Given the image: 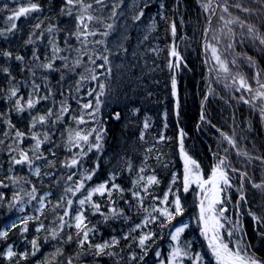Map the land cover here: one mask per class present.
Segmentation results:
<instances>
[{
	"label": "trees",
	"instance_id": "trees-1",
	"mask_svg": "<svg viewBox=\"0 0 264 264\" xmlns=\"http://www.w3.org/2000/svg\"><path fill=\"white\" fill-rule=\"evenodd\" d=\"M93 2L91 14L98 18V21L90 22L93 31H97L96 36L87 38V47L80 53L75 49L83 46L70 33L76 31L75 15H62L60 12L63 0H0V31L5 32V37L0 36V50H7L12 53V58L8 59L0 56V67H8L11 77L0 72V181L7 185H0V193L4 200L0 201V230H5L12 222H19L28 216L39 217L33 219L28 224V232L21 235L20 228H13L8 231L6 239H0V253L4 252L9 245L13 246V251L20 253L26 250L31 253L32 248L29 243L33 238H38L40 250L35 256L29 255L26 260H20L19 264H43L46 259H51L57 247L63 249V255L57 257L60 264H66L69 257H73V264H167L169 253L174 246H185L190 242L191 253L199 252L203 258V264H216L211 254L208 243L201 235L199 224V213L197 208L198 195L195 189L184 191V160L181 157V142L188 157L199 165V171L204 179L209 174L214 162H219L222 158H227L225 170L228 172L231 187L222 192L223 203L219 208L225 207L224 216L232 225L240 228L232 237L226 235L223 238L230 247L236 246V241L250 245V251L257 257L264 259V192L253 188L246 179L244 181V196L246 202L239 201L240 193L237 191L241 184L239 172H247L248 176L260 183L264 179V164L258 159L238 156L237 149L232 148L221 136V132L232 137L240 149L245 150L253 158L264 157V122L261 121L258 106H262V100L254 97L253 87L258 88V84L253 79L258 70H264V55L256 51L252 41L247 37L246 29H241L238 24L229 25L233 30L231 37L227 36L228 27L219 19V9L217 14L212 16L209 23L210 13H205L198 3V0H162L164 8H160L161 0H124V4L118 9V15L111 18L112 4L114 0H104V5L99 6ZM222 2V0H221ZM234 2V0H230ZM30 3L40 6V11H34L27 16H21L15 21L17 28L13 32H7L11 27L8 17L14 10L20 7H27ZM145 3L148 4L144 8ZM244 7L251 8L253 12H259L261 6L252 3L251 0H241ZM213 7L215 5L213 4ZM144 9V16L140 21H133V16L139 14L140 9ZM230 11L234 16L238 15L246 22L256 24L261 31H264V23L258 15H249L240 12L235 8ZM167 17V20L160 18V13ZM225 18H230L224 14ZM175 22L176 35L170 33L169 24ZM37 23L41 24L39 29L35 28ZM113 24L110 35L104 37L102 33L107 24ZM55 26L51 34L47 29ZM208 27V32L205 29ZM221 27L222 35L217 49L225 58L228 68L235 71V74L220 73L218 68L207 51L205 42L210 41L215 35V29ZM147 36V39H145ZM31 37L32 43H25ZM83 39V38H82ZM103 40V44H96L95 41ZM67 41V44H66ZM242 41H244L242 43ZM52 42L63 49L60 56H68L69 63L77 55L82 58L81 67L75 71L62 69L64 61L56 60L55 67L61 71H45L38 67L46 62V57L51 58ZM232 43L233 49H228L227 45ZM68 44L72 46L69 51ZM177 46V51L182 57V64L178 70H173L177 79V96L173 97L171 92V78L173 71L167 67L169 56L168 51L171 45ZM122 45L123 47H119ZM33 51L39 56V60L33 57ZM107 55L110 64L105 69L96 68L99 82L110 85V90L101 97L102 103L100 111L96 114L95 120L85 115V123L77 124L73 117H79L83 110L82 104L90 100L95 104V95L89 96L92 89L99 91L98 82L86 80L83 82L80 91H76L77 80L80 73H85L86 68H93L89 64L88 55ZM236 53H247L255 57L257 67L252 68L242 59H237L233 64L232 60ZM16 55H21L25 59L21 63L15 60ZM102 59H97L96 64H103ZM33 71L30 72L28 69ZM111 68V75L106 69ZM23 69V70H22ZM33 72L35 75H33ZM61 72L64 79L61 80ZM242 74L249 82L252 92L239 88L238 80L234 81L233 76ZM87 74V73H85ZM264 82V74L260 77ZM38 85V91H34L33 85ZM12 87L19 89L17 97L8 99V90ZM52 95L48 99H41L40 102L30 110L17 113L14 108L17 98L27 101L29 95L39 98L48 94ZM247 99L251 103H244L241 99ZM79 101V102H78ZM61 102L66 103L70 111L65 113L63 118L53 124V116L44 125L37 124L30 130L31 117L34 115L46 114L48 109L59 112ZM133 109H138L133 114ZM119 112V121L113 119L114 113ZM201 114L205 119L201 120ZM6 120H10L15 126L9 129ZM147 121L149 127L144 129ZM92 129H103V148L97 151L93 148L87 151L88 146L80 142L81 147H72L68 143L70 133L74 136L76 131L87 133ZM219 129V131H218ZM15 130L24 132L25 138L19 144V148L30 150L34 141L31 133L39 134L43 140V134L49 135V140L41 144L40 151L48 160L55 161V167L49 168L44 160L34 161L35 165L41 167V175L38 177L25 165H11L9 145L16 148V141L13 139ZM141 131L144 132V139H140ZM5 132L9 135L4 136ZM183 133V135H181ZM163 135L165 139L159 138ZM91 143H95V136H90ZM71 149L70 151L68 149ZM225 149L228 151L225 152ZM77 158L80 164L77 167L67 168L62 165L70 162L74 154L81 153ZM55 152L53 156L52 153ZM12 153L11 155H16ZM31 155V152H29ZM147 158V159H146ZM132 165V171L127 170V163ZM95 175L88 181L85 188L95 187L109 179V174L115 169L118 173L115 183L119 184L125 192L123 197L119 193H113L115 204L109 202L106 196L96 195L94 201L101 205V212L109 214V209L115 207L122 210L123 217L111 218L108 221L89 206H85L86 223L89 227L95 226V231L90 233L89 242L92 244L102 243L110 240L112 236L120 238V244L110 251L116 252V257L101 256L95 257L85 246L84 250L78 248L76 229L65 226L59 234L57 240L50 238V230L58 227V216L63 214V208H54L57 201L64 195V188L67 186V176L77 173L73 177L74 181L80 179V174L85 170L96 168ZM145 167L144 173H139L141 167ZM11 168V171H10ZM238 169L237 172L231 171ZM51 173V175H45ZM138 175H143L146 179L148 175H155L160 181L157 185L149 188L148 194L144 195L143 207L151 212L153 207H168L174 212V205L171 203L180 198L183 213L176 216L167 227H161V223L168 222L164 217L147 225V227L132 233L129 240L122 237L148 215L137 207V201L133 199L130 189L132 181ZM173 176L176 177L173 182ZM7 177H22L18 183H13ZM71 183V182H68ZM35 186L37 195H45V209L43 214L36 211L39 206L38 200H30L27 195L31 188ZM169 201L161 204L164 193L169 191ZM14 194H18L19 199L16 206L9 210V202L13 200ZM86 195V191L77 193L76 197H69L74 200V204L69 209L70 217H65L74 224L76 210L80 208L78 200ZM125 200L130 202L125 203ZM65 207L67 205L65 204ZM23 209V210H21ZM262 218L261 222L253 220L249 212ZM43 223L44 229L39 233L36 228ZM188 224L181 235L179 244L173 242L170 232L174 231L173 226ZM225 224H227L225 222ZM229 224V223H228ZM230 225V224H229ZM231 226V229H234ZM151 231L153 240L149 241L150 247L143 260L139 257L143 252L138 247V237L141 232ZM71 234L73 240L68 243L67 236ZM46 237L49 239L45 240ZM227 237V238H226ZM82 254L79 259H75L78 253ZM160 256H156V252ZM135 253L136 259L129 260L130 254ZM122 258V259H121ZM18 257L11 261L0 257V264H16ZM183 264H192V261L185 259Z\"/></svg>",
	"mask_w": 264,
	"mask_h": 264
},
{
	"label": "snow or ice",
	"instance_id": "snow-or-ice-1",
	"mask_svg": "<svg viewBox=\"0 0 264 264\" xmlns=\"http://www.w3.org/2000/svg\"><path fill=\"white\" fill-rule=\"evenodd\" d=\"M215 2L216 6L213 7V3ZM252 3L258 4L261 6V10L257 12H253L251 8L244 7L241 3V0H234V2H230V0H207V2H204V0H198V3H200L201 8L205 13H210L208 19L209 23H211L212 16H215L217 14V10L219 9V12L221 13L219 15V19L224 22V26L228 27L229 25L238 24L240 28L246 29L247 37L252 41L253 45L256 48V51L259 52L261 55H264V31H261V29L254 23L246 22L245 19H242L238 15L234 16L232 12L230 11L231 8H235L240 12L248 13L249 15H258L261 22L264 23V0H251ZM95 5L103 6L104 0H94ZM124 4V0H114L112 4V11H111V18H115L118 15V9L122 7ZM148 4L145 3L144 8H147ZM160 8H164V4L161 0ZM91 9H93V2H87V0H63V6L60 9V12L62 15H68L73 16L75 15V23H76V31L73 33H70L69 36H74L83 46L80 49H75L77 53H80L84 50V48L87 47V38L89 36H96L98 33L97 31H93L90 27V22L98 21V18L91 14ZM34 11H40V6L36 3H30L27 7H20L17 10H14L12 12V15L8 17V20L11 22V27L7 29V32H13L17 25L15 21L19 19L21 16H27L30 13ZM144 9H140L139 14L133 16V21H140L141 18L144 16ZM224 14H228L230 18L226 19ZM160 18L162 20H167V17L163 14V12L160 13ZM41 27L40 23H37L35 25L36 29H39ZM114 27L113 24L109 23L106 25L105 31L102 33H99L100 35L104 37H108L110 35V30H112ZM170 33L173 37L176 35V24L175 22H172L169 24ZM55 29V26H50L47 31L49 34H51ZM209 29H205V32L207 33ZM227 36L231 37L233 34V30L231 27H228V31L226 33ZM0 36H5L4 31H0ZM83 38V39H82ZM145 39H147V36H145ZM31 37L25 42L27 44L32 43ZM244 41H242L243 43ZM96 44H103V40L95 41ZM67 44V41H66ZM119 47H123L122 45H119ZM228 49L234 50V45L232 43H229L227 45ZM69 51L72 50V46L68 44ZM63 49H61L59 46L55 44V42H52V52L53 56L51 58L46 57V62L41 63L38 65V67L42 68L45 71H61L60 68L55 67V61L56 60H62L64 61L62 65V69L68 70V71H75L77 68L81 67L82 65V58L80 55H77V57L69 63V57L68 56H60L59 53L62 52ZM211 52L213 55V58L215 61L219 64L220 69L223 70L225 73L229 72V68L227 66V63L225 60L221 59V56L218 54V49L215 46L211 47ZM85 55H88V62L91 65H94L93 68H86L85 73H80V78L77 80V87L76 91L79 92L80 88L84 81L86 80H92L98 82V88L99 91L97 92L95 89H92L88 92L89 96L95 95V104L93 105L92 101L90 100L88 103L82 104L83 110H91L82 112V114L79 117H73V119L76 121L77 124H84L86 121L84 119V116L87 115L91 117L93 120H95L96 114L100 111V106L102 103L101 97L106 95V92L110 90V85L104 82H99L98 80V74H96V68L105 69V66L110 64L109 57L107 55L102 56H96L93 58V55H89L87 52L84 53ZM0 56H3L5 58L11 59L12 53L7 50H0ZM169 61L167 64V67L170 71L178 70L181 67L182 64V57L180 53L177 51V46L175 44L171 45L168 51ZM33 57L36 60H39V56L36 54L35 51H33ZM242 59L247 63L249 67L256 68L257 67V61L255 57L249 56L247 53H236L234 56L232 63L236 64L237 59ZM24 57L21 55H16L15 60L19 62L24 61ZM102 59L104 61L103 64L97 65L96 60ZM23 70V69H22ZM28 71L32 72L33 70L31 68L28 69ZM107 74L111 75V68L106 69ZM0 72L6 74L7 76L11 77L10 69L8 67H0ZM264 74V70H258L253 79L256 81V83L259 85L260 89H264V82L261 81L260 77ZM33 75L35 73L33 72ZM11 79L14 80V77H11ZM64 79L63 72H61V80ZM232 79L236 81L238 79L239 88H237V91H240L241 89H244L245 91L252 92V88L248 82V80L240 73H237L236 76H233ZM34 91H38L39 86L33 85ZM19 89L17 87H12L8 90V99L11 100L13 97H17ZM171 92L172 96H177V79L176 75L173 71V75L171 78ZM52 95L51 90H49L48 94L39 98H33V95L30 94L29 98L26 102H24L22 99L17 98L15 100L14 108L17 113H23L26 110L33 109L41 99L46 100L49 98V96ZM257 98L264 99V91H258L256 94ZM241 99L244 101V103H251V101L244 99V97H241ZM79 102V101H78ZM70 111L69 106L61 102V107L59 112H54L53 109H48L46 114L43 115H34L31 117V123H30V130L34 129L37 124L44 125L47 123L53 116H55V120H52V123L55 124L59 122L65 113H68ZM138 109H133V114L137 112ZM258 112L260 115V119L262 122H264V105L258 106ZM3 117V114H0V118ZM121 118V114L119 112L114 113L113 119L119 121ZM205 117L203 114H201V120H204ZM7 124V127L11 130L14 129L15 126L11 123L10 120L5 121ZM149 127V124L147 121L144 123V129H147ZM219 131V129H218ZM9 132H5L4 136H8ZM25 133L19 130H15V135L13 139L16 141V148H13L11 145H9V154H10V163L11 165H22L27 166L30 171L36 176L41 175V167L35 165L34 161L36 160H44L45 165L49 168L55 167V161L54 160H48L47 157L43 155V153L40 151L41 144L45 141L49 140V135L47 133L43 134V140L40 139V136L36 132L31 133V139L34 141L33 148L30 150H24L22 148H19V144L22 143L23 139L25 138ZM95 136V143H91L89 140L90 136ZM183 135V133H181ZM221 136L224 138V140L227 141V143L232 147L237 149V155L247 158L249 162H251L252 159H258L261 161V164H264V157L257 156L253 158L249 155V153L245 150H242L238 147L237 142L232 138L226 135L225 133L221 132ZM104 139V132L103 129H92L91 131L87 133H82L81 131H76L74 136L70 133L68 143L72 145V147H81L80 142H83L85 145L88 146L87 151H91L93 148H95L97 151H100L103 148L102 141ZM140 139H144V132L141 131L140 133ZM161 141L165 139L163 135L159 138ZM4 141L0 140V144H3ZM71 150L70 148L68 149ZM228 150L225 149V152ZM31 152V155L29 154ZM12 153H17L16 155H11ZM86 155L87 153L82 150L81 153L74 154L71 158L70 162H65L62 166L67 168L77 167L80 164V160L77 158L80 155ZM52 155H55V152L52 153ZM181 157L184 160V191L187 192L189 190V186L191 184H196L203 193V197L200 201V212H199V224H200V231L201 235L204 236L205 240L208 241V247L211 250V254L213 258L215 259L216 264H264V259H261L257 257L254 253L250 251V245L242 244L239 240L236 241V246L230 247V244L225 242V239L221 236V230L225 228L224 223L221 221L223 219H226L224 216V213L226 211L225 208L221 207L217 209L218 204H222L223 201L221 199V193L225 192L227 188H230L232 185L230 183V178L228 175V172L225 170L226 167V161L227 158L220 159L219 163L213 166L211 175L207 179H203L199 175V165L196 164L194 160H192L190 157L187 156V154L184 151L183 143L181 142ZM147 159V158H146ZM145 167H141L139 169V173H144ZM99 168V164L96 165V168L85 170L84 173L80 174V179L78 181H74L73 177L77 175V173H71L67 176L66 181V187L64 188V195L60 197V199L57 201L56 205H54V208H63V214L58 216V227L59 231L56 228H53L50 230V238L52 240H57L59 238L60 232H62L63 228L65 226L67 227H74L76 229L75 236L77 237V245L78 248L81 250L85 249V246H87V249L91 251V254L95 257H101V256H109V257H116L118 254L114 251H110V249H114L119 246L120 244V238L116 236H112L110 240H106L102 243L92 244L89 242L90 236L89 234L94 232L95 226L89 227V225L85 222L86 216L84 208L85 206L91 207V209L94 210V213H98L104 217L105 221H108L111 218H120L123 217L125 220L128 219V217L124 216V213L122 210H119L115 207H112L109 209V214H104L101 212V205L94 201L93 197L96 195L100 196H106L110 203L115 204V200L113 198V193H119L121 197H123V194L125 192V189H123L119 184L115 183L114 181L117 178L118 173L114 169L109 174V179L105 182H102L95 187L91 188H85V185L88 181H91L93 178V175H95L96 170ZM127 170L129 172L132 171V165L130 162L127 163ZM11 171V168H10ZM231 171L237 172L238 169L232 168ZM45 175H51V173H45ZM241 184L239 189L237 191L240 193L239 201L240 202H246L245 196H244V181L247 179L249 183L252 184L253 188H256L262 192H264V179L261 180L260 183L254 182L251 177L248 176L247 172H239ZM8 179L12 180V182L18 183L22 177H7ZM176 177L173 176V182H175ZM71 182V183H68ZM159 180L155 175H148L145 179L143 175H138L136 179L132 181V189L131 195L134 200L137 201V207L139 209H142L144 212L148 213V215L141 221V223L136 224L134 227H132L129 232L125 233L122 239L129 240L132 233L137 232L138 230H141L145 227H147L148 224L155 222L158 219L157 215H153L152 213H158L160 217H164L165 220L168 222L167 224L161 223V227H167L171 225V222L175 219L176 216H180L183 213V207L181 205V201L179 197H176L174 201L171 203L174 205V212L170 211L168 207H153L151 212L148 211L147 208L143 207V200L144 195L142 194H148L149 188L152 185L159 184ZM0 185L7 187V185L3 184V181H0ZM206 186H208L206 188ZM37 189L35 186L31 188V191L27 193L30 200H38L39 206L37 207L36 211L40 214H43V211L45 209V201L46 197L48 195H51V193H47L45 195L38 196L37 195ZM82 191H86V195L83 196V198H80L78 200V203L80 205V208L76 210V214L74 217H71L72 220H74V224L71 223L69 220H66L65 217H70V211L69 209L74 204V200L72 198H68L69 194L70 197H76L77 193H81ZM171 192V186L169 187V191L164 193L163 199L160 201L161 204H166L169 201V193ZM19 199L18 194H14L13 200L9 202V210L14 208L16 206V201ZM4 200V196L2 193H0V201ZM126 204L130 205V202L125 200ZM65 204L67 207H65ZM131 206V205H130ZM23 210V209H21ZM249 215L252 216L253 220L257 222H261L262 218L257 217L254 213L251 211L249 212ZM33 219H39V217H32L28 216L23 219H20L19 222H12L10 225L7 226L5 230H0V239H6L8 236V231L13 228H20L21 235L23 236L24 233L28 232V224ZM174 231L170 232V237L173 242H176L177 245L179 244V241L181 239L182 233H184L185 229L188 227V224H181L180 226H173ZM44 229L43 223H40L39 226L36 228V231L39 233ZM240 228L236 227L234 229L227 230L228 237H232L235 232H239ZM153 233L151 231L149 232H141V234L138 237V247L143 252V255L139 257L140 260L144 259V256L147 255V250L150 247L149 241L153 240ZM261 238L264 239V233H261ZM49 237H46L45 240H47ZM73 240V236L69 234L67 236L66 241H63L64 243L71 242ZM32 252L29 253L27 250L25 252L17 253L13 251V246L9 245L7 249L0 253V257H3L4 259L11 261L14 257H18L16 264H19L20 260H26L29 255L35 256L36 252L40 250L39 244H38V238H33L30 242ZM191 247L190 242L186 244L185 246H174L172 247L168 259L167 264H183L185 259H189L192 261V264H203V258L201 257V254L199 252L197 253H191L189 251ZM82 254L78 253L75 259H79V256ZM63 255V249L61 247H57L54 251V253L51 254V259H46L43 264H60L59 261H57V257H60ZM156 256H160V252H156ZM137 257L135 253L130 254L129 260H135ZM122 259V258H121ZM73 257H69L67 259L66 264H73ZM117 264H120V260H117ZM161 264H164L163 261H161Z\"/></svg>",
	"mask_w": 264,
	"mask_h": 264
},
{
	"label": "rangeland",
	"instance_id": "rangeland-1",
	"mask_svg": "<svg viewBox=\"0 0 264 264\" xmlns=\"http://www.w3.org/2000/svg\"><path fill=\"white\" fill-rule=\"evenodd\" d=\"M204 2H207V0H204ZM213 4L216 6L215 2H214ZM207 29H208V27H207ZM215 33H216V34L213 35V37L210 38V39H211L210 41L205 42V43H206L205 46H207V51H208L209 55L211 56V58L213 59V61L215 62L216 66H217V68H218V71H219L220 73H225L223 70L220 69L219 64L215 61V59L213 58L212 52H211V47H212V46H215V47L217 48V47L219 46V44L222 45V43L220 42V40H221V35H222L221 27H218L217 29H215ZM222 46H223V45H222ZM218 54L221 56V59H222V60H225V58L222 56V54L220 53L219 50H218ZM225 61H226V60H225ZM228 73H229V75H232L233 73L235 74V71H232V70L229 68V72H228ZM237 80H238V79H237ZM258 91H264V89H260L259 86H258L257 89H256V87H253V92H254V97H255V98H257V97H256V94H257ZM259 99L262 100V103H263V105H264V99H262V98H259ZM198 172H199V175L202 177V175H201V173H200L199 170H198ZM183 178H184V177H183ZM202 178L204 179V177H202ZM207 187H208V186H206V188H207ZM189 189H195V190L197 191V195H198L197 208H198V213H199V212H200L199 205H200V201H201V199H202V197H203L202 190H201L196 184H191V185L189 186ZM217 209H219V205H217ZM221 222L224 223V225H225V228L221 230V236L223 237V236H224V231H226V235H228L227 230L231 229V226H230V225H232V224H231L230 221H227L226 219H223ZM225 222H226L227 224H225ZM228 223H229L230 225H229ZM232 227L235 228L234 225H232ZM226 238H227V237H226ZM206 241H207V240H206ZM207 243H208V241H207ZM234 247H235V246H234ZM234 247H233V248H234Z\"/></svg>",
	"mask_w": 264,
	"mask_h": 264
},
{
	"label": "flooded vegetation",
	"instance_id": "flooded-vegetation-1",
	"mask_svg": "<svg viewBox=\"0 0 264 264\" xmlns=\"http://www.w3.org/2000/svg\"><path fill=\"white\" fill-rule=\"evenodd\" d=\"M217 163H219V162L216 161V162L213 163V165H212V167L210 168V171H209V174L207 175V177L211 175V172H212L211 170H212L213 166L216 165ZM207 177H206V178H207ZM206 178H205V179H206Z\"/></svg>",
	"mask_w": 264,
	"mask_h": 264
},
{
	"label": "water",
	"instance_id": "water-1",
	"mask_svg": "<svg viewBox=\"0 0 264 264\" xmlns=\"http://www.w3.org/2000/svg\"><path fill=\"white\" fill-rule=\"evenodd\" d=\"M212 171V170H211ZM219 205V204H218Z\"/></svg>",
	"mask_w": 264,
	"mask_h": 264
}]
</instances>
